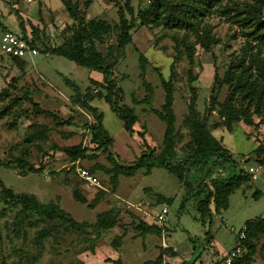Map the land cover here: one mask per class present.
Returning <instances> with one entry per match:
<instances>
[{"label":"rangeland","instance_id":"374dc122","mask_svg":"<svg viewBox=\"0 0 264 264\" xmlns=\"http://www.w3.org/2000/svg\"><path fill=\"white\" fill-rule=\"evenodd\" d=\"M76 1L85 19L100 18L111 25L118 20L119 7L125 18L130 20L131 17L135 18L138 9L148 3V0H90L88 6L83 7V0ZM19 20H22L25 31L30 30V25L36 27L37 30L33 31L46 44V48L58 44L62 35H68L65 27L72 23L60 0H0V23L6 22L19 30ZM204 21L210 34L219 40V43L210 46L211 54L196 43L195 35L160 26H139L135 22L130 31L131 42L125 45L113 66L116 85L122 89V103L133 108L137 116L134 129L143 132L146 142L157 149L156 153L161 147L164 123L149 111L148 105L141 102L147 92L141 84V69L134 49L137 48L146 58L143 63L144 80L152 89L150 105L157 109L163 101L157 71L167 79L172 59L176 57L172 67V109L175 116V146L178 150L188 139V129L183 125L187 107L192 105L199 117H203L211 89L216 90L217 102L223 100L226 86L221 84L217 87V84L228 54L237 51L243 43L237 28L224 17L211 13ZM1 34L0 27V37ZM115 34L114 30L103 38L102 43H96V48L105 54L107 61L110 56L106 51L108 47L113 48ZM183 40L194 45L191 62L184 51ZM40 47L36 48L38 52ZM189 73L194 77L191 81L188 79ZM12 77L14 81L10 80ZM63 77L72 80L81 89L87 85L88 78L101 79L99 72L55 54L39 52L26 56L19 64L7 58L5 61L1 59L0 90L7 88L8 83H12L15 89L11 91L13 88H8L10 94L0 101V110L10 105L7 113L0 117V160L14 161L21 157L34 167H41L37 173L25 172L21 175L15 164L11 168L0 165V180L15 192L35 195L42 203L58 202L60 208L79 221L92 222L96 213L110 209L117 213L116 224L97 240H91L86 233L58 232L37 245L34 244L36 232L54 225L56 221L39 218L31 225H27L26 220L12 222V215L18 206L0 202V209L7 210V215L0 218V259L6 260V263L16 264L15 261H18L20 264H30L29 259L34 255L35 258L39 256L34 264H82L78 257L84 264H115L110 260L116 258L122 264H151L157 263L162 248L166 250L180 243L178 257L182 260H188L183 243L193 251V256L200 253V258H210L214 248L210 244L211 236L217 249L227 251L234 246L237 231L246 220L264 215V122L254 127L239 121L233 124L229 132L221 125L215 127L221 120L218 106L206 115L207 129L230 151L233 158L241 162V168L250 175V180L229 194L226 209L219 214L213 213L209 224L205 222V225H201L192 201L187 197L184 199L182 185L162 168L141 169L131 176L118 173L116 182H113L106 152L96 149L89 142L88 132L83 126L92 122L93 117L85 108L69 99L71 90L64 84ZM24 91L33 102L54 113L63 122L54 123L49 116L36 113L29 101L20 99ZM14 96L18 97L17 103L14 101V106H11L8 100ZM90 104L102 113V125L112 137L107 152L116 161L129 164L143 149L140 138L135 133L128 135L123 130L121 120L103 100L95 99ZM68 117L70 119L66 122ZM252 119L258 121L256 116ZM75 144L87 146L86 158L70 160L63 152L53 148ZM257 144L263 145L262 162L248 154ZM249 168H253V171L250 172ZM78 169H85L93 175L96 184L83 180ZM73 189L82 193L87 203H92V208L75 201L71 197ZM256 190H260L261 194L254 198L253 192ZM157 194L173 199L170 203H159ZM181 202L182 208H179ZM162 207L167 210L164 220L156 222L154 218ZM137 220L162 226L160 235L149 233L139 236L134 227ZM205 231L210 237L208 240L204 237ZM115 235H121L116 250L110 246ZM263 237L261 235L253 241L254 253L250 264H264ZM15 249H19L18 255Z\"/></svg>","mask_w":264,"mask_h":264},{"label":"trees","instance_id":"16d2710c","mask_svg":"<svg viewBox=\"0 0 264 264\" xmlns=\"http://www.w3.org/2000/svg\"><path fill=\"white\" fill-rule=\"evenodd\" d=\"M60 2L72 23L65 27L69 34L62 35L58 44L46 48V44L33 31V29L37 30L33 25H30V37H28L22 20L18 22V31L5 29L0 23L2 33L8 30L18 33L30 46L35 48L41 46L39 48L41 53L59 55L79 66L99 72L101 79L97 81L88 78L87 85L83 89L67 77H63V82L71 90L69 99L73 103L81 105L93 117L92 122L84 123L83 126L88 132L89 142L94 144L96 149L106 152V159L113 172V182H116L115 176L118 173L131 176L141 169L148 171L153 167L162 168L167 173L172 174L177 183L182 185L184 199L187 197L192 201L196 218L201 225H205V222L209 224L213 213L219 214L221 210L227 208L229 194L250 180V175L241 168V162L233 158L230 151L222 146L219 140L207 129L206 115L210 114L215 106H218V114L221 120L215 127L221 125L229 132L233 124L239 121L247 125H254V127H257L259 122H264V0H148L144 7L137 10L135 18L131 17L130 20L125 18L122 9L119 7L117 9L118 20L113 25L100 18L85 19L84 12L78 7L76 0H60ZM89 3L90 0H83L82 6L87 7ZM128 12L132 14L130 8H128ZM211 13L224 17L229 24L234 25L243 38V43L237 51L228 54L225 69L217 84V87L221 84L226 86V94L223 100L217 102L216 90L211 89L209 104L205 108L203 117H199L192 105L187 107V112L183 116V125L188 129V139L178 150L175 146V116L172 109V78L174 77L172 67L176 57L172 59L167 79H164L162 74L157 71L159 83L163 90V101L160 108L157 109L150 105L153 97L152 89L149 83L144 80L143 63L146 58L137 48L134 49L137 52V60L141 69V84L147 92L141 102L148 105L149 111L164 123L161 147L156 153L157 149L146 142L143 132L134 129L137 116L134 114L133 108L122 103V89L116 85L113 66L122 54L125 45L131 42L130 31L135 22L139 26H160L168 30H182L195 35L197 37L196 43L211 54L210 46L219 43V40L210 34L204 21L205 17ZM114 30L116 31L115 44L112 49L115 52L112 51L111 47L107 48L106 54L110 56V60L107 61L105 54L96 48V43H102L103 38ZM182 45L188 60L191 62L194 45L188 44L184 40ZM39 52L37 51V53ZM25 57L26 55L12 57L0 51V61L1 59L5 61L7 58L9 61L19 64ZM188 79L189 81L194 79L191 73H189ZM10 80L14 81L15 79L12 77ZM8 84L7 88L0 90V101L5 100L10 94L8 88H13L11 91L15 89L12 83ZM24 92L25 94L21 95L20 99L29 101L36 113L49 116L54 123L63 122L54 113L42 109L33 102L27 91ZM17 98L14 96L8 100L11 102V106H14V101L17 103ZM95 99L107 103L109 109L121 120L122 128L128 135L135 133L140 138L143 149L129 164L116 161L112 154L107 152L112 143V137L102 125V113L90 104ZM8 108H10L9 104L0 110V117L7 113ZM253 116L258 117L257 122L253 121ZM69 119L68 117L66 122ZM53 148L63 152L70 160L83 159L88 156L86 155L87 146L81 147L80 144L64 147L54 146ZM248 154L250 157L256 158L258 162H262L263 145L257 144ZM12 164H15L21 175H24L25 172L37 173L41 167L40 165L34 167L21 157H17L14 161L2 162L0 160L1 166L10 167ZM260 192V190L254 191L253 197L256 198L261 194ZM71 197L75 201L92 208V203H87L84 195L78 190L73 189ZM157 197L159 203H170L173 199L171 196L162 194H157ZM0 202L18 206L12 215V222L26 220V224L31 225L39 218L56 221L54 225H49L36 232L34 244L37 245H41L43 240L58 232L86 233L91 240H97L104 231L111 229L116 224L117 213L110 209L96 213L92 222L79 221L60 208L58 202L42 203L33 194L15 192L5 186L1 180ZM179 208H182V202ZM4 215H7V210L2 208L0 209V218H4ZM242 226L244 227V237L239 241L234 240V245L238 244L240 250L231 264L251 263L254 253L253 241L264 235V215L246 220ZM134 227L141 237L149 233L160 235L162 231V226L156 225L155 222L147 224L142 220H137ZM204 234L206 240L210 239L206 231ZM120 237L121 235H115L110 241V246L115 250L118 247ZM18 251L19 249H15L16 255L19 254ZM161 251L162 255L164 252L174 255L170 247L166 250L162 248ZM162 255L157 256V263L151 264H161ZM35 257L34 255L30 257V264H34L39 256ZM110 261L115 264H122L118 258ZM15 262L20 264L18 261ZM79 262L84 264L81 260ZM0 264L14 263H6V260L0 259Z\"/></svg>","mask_w":264,"mask_h":264},{"label":"built area","instance_id":"2783aa9c","mask_svg":"<svg viewBox=\"0 0 264 264\" xmlns=\"http://www.w3.org/2000/svg\"><path fill=\"white\" fill-rule=\"evenodd\" d=\"M29 1V0H27ZM0 51L5 55L12 57H22L25 55H34L37 53L35 47L30 46L18 33L12 31H4L0 37ZM252 172L253 168H249ZM80 177L91 184H96V178L88 173L85 169H78ZM254 177V175H253ZM166 208L162 207L160 211L155 216L156 222H163L164 214L166 213ZM244 237V227L242 226L235 237V240L239 241ZM240 247L235 244L229 251H227L220 259H215L211 261L210 264H231L233 260L237 257Z\"/></svg>","mask_w":264,"mask_h":264},{"label":"crops","instance_id":"0c3cea01","mask_svg":"<svg viewBox=\"0 0 264 264\" xmlns=\"http://www.w3.org/2000/svg\"><path fill=\"white\" fill-rule=\"evenodd\" d=\"M28 18L30 19V17H28ZM2 25L5 27V29L6 28H8L10 30L14 29L12 25H10V24H8L6 22L2 23ZM14 31H18V29H16V30L14 29ZM25 32H26V35L28 37H30V33H29L30 30H28V31L26 30ZM26 56H29V55H26ZM95 78H97V77H95ZM95 78H92V79L99 81V79H95ZM147 224H150V223H147ZM210 244H212L211 246H214V248L211 250V257L210 258H208V257L200 258V253L196 254L195 256H193V254H194L193 251L191 249H189V247L186 245V243H183L184 250H186L188 252V257H187L188 260L187 261L186 260H182V258L178 257L179 256V248H180V245H182L180 243V245L177 244V245H174V246L170 247L172 249V251L174 252V255H169V254L162 255L161 264H164V263H166V264H210L211 261H213L215 259H220L227 251H229L232 248L231 247L227 251H220V249H217L215 247V243L213 241V238L211 239ZM78 258H79L78 260H81L80 257H78Z\"/></svg>","mask_w":264,"mask_h":264}]
</instances>
